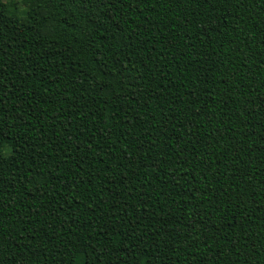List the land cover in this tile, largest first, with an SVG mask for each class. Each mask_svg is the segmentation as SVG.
Wrapping results in <instances>:
<instances>
[{
    "label": "trees",
    "instance_id": "1",
    "mask_svg": "<svg viewBox=\"0 0 264 264\" xmlns=\"http://www.w3.org/2000/svg\"><path fill=\"white\" fill-rule=\"evenodd\" d=\"M0 264H264V0H0Z\"/></svg>",
    "mask_w": 264,
    "mask_h": 264
}]
</instances>
